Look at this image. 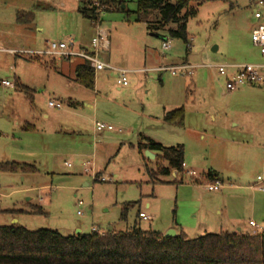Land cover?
<instances>
[{
    "label": "rangeland",
    "instance_id": "obj_1",
    "mask_svg": "<svg viewBox=\"0 0 264 264\" xmlns=\"http://www.w3.org/2000/svg\"><path fill=\"white\" fill-rule=\"evenodd\" d=\"M256 1L195 0L191 8L197 12L188 22L190 46L167 31L151 32L146 21L154 20L155 14L136 22V0H126V9L102 12L100 26L111 33L112 48L100 57L131 72L126 86L117 72L103 73L98 114L83 104V87L68 91L81 104L72 109L66 102L62 110L49 106V92L42 89L43 96L39 94L34 104L50 119L42 122L35 115L33 120L29 91L20 84L7 88L2 81L16 83L21 77L31 90L35 79L51 90L65 87L56 75L37 76L31 69L37 67V59L0 51V163L26 162L39 168L37 174L0 171V226L18 224L74 235L93 227L128 232L139 224L142 230L164 235L174 227L189 238L264 231L250 225L252 220L264 227V190L257 181L264 173V149L254 147L264 145V100L255 112L248 110L242 94L246 89L224 94L225 84L220 82L226 83L225 77L201 66L263 62L252 42ZM77 5L75 0H0V49L45 50L48 42L68 38L89 46L96 24L81 16ZM19 11L34 13L33 25L44 28L42 34L35 31L37 39L43 36L46 43L29 45L21 30L10 33L24 27L15 25ZM164 39L171 41L168 50L162 48ZM215 46L218 51H213ZM184 62L197 66L192 75L159 70ZM255 92L261 95L264 90ZM179 107H185L184 125L165 123V110ZM233 119L241 125L235 127ZM26 120L36 124V130L27 129ZM95 122L115 130L96 133ZM141 134L165 146L183 145L187 169L197 178L217 170L223 188L209 191L206 183H196L188 173L183 184L173 174L151 179L147 168H156L157 157L143 159L138 149ZM86 168L94 169L95 177ZM130 203L135 204L123 219ZM37 207L43 213L12 212ZM142 212L151 219L141 218Z\"/></svg>",
    "mask_w": 264,
    "mask_h": 264
},
{
    "label": "trees",
    "instance_id": "obj_2",
    "mask_svg": "<svg viewBox=\"0 0 264 264\" xmlns=\"http://www.w3.org/2000/svg\"><path fill=\"white\" fill-rule=\"evenodd\" d=\"M79 13L94 24L99 19L91 0H79ZM102 12L123 8L126 0H99ZM136 21L148 19L151 32L167 31L172 38L181 39L190 46L189 19L196 15L191 8L195 0H136ZM17 21L29 24L34 21L33 12L19 11ZM78 80L87 88L95 86V71L88 61L78 67ZM25 89V87H22ZM185 107L169 110L165 120L183 125ZM141 153L155 151L157 166L147 168L151 179L168 176L173 170L184 172L185 148L183 145L164 146L152 139L139 143ZM0 171L34 173L36 165L18 162L0 163ZM210 176H213L210 174ZM183 180H180L182 182ZM130 203L122 216L126 219ZM13 213H43L40 207L32 210H15ZM0 264H264V231L261 233H229L221 231L189 238L180 232L167 238L154 230H142L136 224L128 232L105 230L104 234L91 231L64 235L58 230H30L13 224L0 226Z\"/></svg>",
    "mask_w": 264,
    "mask_h": 264
},
{
    "label": "built area",
    "instance_id": "obj_3",
    "mask_svg": "<svg viewBox=\"0 0 264 264\" xmlns=\"http://www.w3.org/2000/svg\"><path fill=\"white\" fill-rule=\"evenodd\" d=\"M92 6L96 7L97 13H102V6L99 0H91ZM254 18L257 21L256 27L252 31V42L259 49L261 55L264 57V0H257L254 2ZM96 24V33L92 38L91 45L89 48H82L78 46L73 38H68L64 41H51L48 42L47 49L45 50H14L6 49L0 51H6L17 56H27L28 58H42V57H51L58 59H71V58H82L85 61H88L91 67L95 71H100L104 69H111L117 71L120 75L124 85H127V74L131 71L128 69H122L112 66L111 64L103 61L100 57L101 53L109 52L111 49L110 41V32L100 25V16L99 19L95 22ZM171 41L164 39L162 48L168 50L170 48ZM203 67H208L211 69H216L217 72L226 78L225 88L227 91L232 92L237 89L247 86V85H257L261 86L264 89V62L263 63H207L201 65ZM197 66L182 63L172 66H164L159 68V70L170 71L173 75H192ZM146 69L145 71H147ZM144 71V69H142ZM232 71V72H231ZM231 72V73H230ZM2 83L8 87H15V84L9 80H3ZM49 105L57 108L62 107V103L56 102L54 100L49 101ZM95 128L97 131H113L115 130L112 125H108L102 122H96ZM68 166H72L70 162L66 163ZM87 164H90L89 162ZM86 165V164H85ZM93 170V171H92ZM87 172H91L93 177H95L94 169L86 168ZM190 176H196L195 171H189ZM102 181H106V178L102 177ZM258 188L264 190L262 183L264 182V173L257 177ZM223 184L221 181L216 180L213 183H208L206 188L209 191H216L222 188ZM82 202H80V205ZM140 217L143 219H151L145 213H140ZM250 225L253 229L263 230V227L258 226L255 221H250ZM92 231L98 232L99 234H104L105 231L99 230L96 227L92 228ZM257 232V231H255Z\"/></svg>",
    "mask_w": 264,
    "mask_h": 264
},
{
    "label": "crops",
    "instance_id": "obj_4",
    "mask_svg": "<svg viewBox=\"0 0 264 264\" xmlns=\"http://www.w3.org/2000/svg\"><path fill=\"white\" fill-rule=\"evenodd\" d=\"M75 1L78 3V5H77V11L79 13V10L78 9L80 7V1L79 0H75ZM60 6L64 8V7H66V4L64 2H61L60 3ZM15 25H17V26L18 25L19 26L24 25V27H22L23 29H21V28L19 29V27L18 28L15 27L14 30L11 31L10 33L11 34L12 33L13 34H16L17 32H20V30H21L23 32V34L27 36L26 38H28V40L30 42L29 45H33V46H36L37 44L43 45L44 43H46V41H48L46 38L44 39L43 36L41 37L40 41H38L37 36H36L37 34L35 33V31H38V32H40V34H42L44 32V28L43 27L34 26L33 25V22L32 23H29V24H21L16 19ZM25 25H27V26H25ZM9 30L10 29H8L6 31H9ZM95 33H96V28H95ZM95 33H94V35H95ZM94 35H93V37H94ZM110 39H111V35H110ZM91 41H92V39H91ZM76 44L78 46L82 47V48H89L90 45H91V43H90L89 46H83L81 44H78L77 42H76ZM111 48H112V46H111ZM110 51H111V49H110ZM110 51L108 53H110ZM213 51H218V47L215 46L213 48ZM263 59H264V57H263ZM130 60L133 61L134 58L127 59L125 61L129 63ZM29 62L32 63V61H29ZM263 62H264V60H263ZM263 62H251V63H263ZM36 63H37V65H36L37 67L31 66V69L37 74V76H40V74H41V76H44V75L46 76L47 74H52V76L56 75L57 78H58L57 80L61 82V83H59V85L60 86L63 85L65 87V91L63 89H62V91H60V89H58V90H56V89L55 90H51L52 87L50 85H46V84L45 85H41V84H39L38 79H35L34 80V82H33L34 83V88L31 90V87L29 85H27L25 82H23L22 79H21V77H19L17 79V81H16L17 84L16 83H14V84H15V87H16V85H19L20 84L21 87H25V89L27 91H29V94L28 95H29V97L31 99V103L33 104V107H34L32 109L33 110L32 111L33 112L32 113L33 120L35 119V115L40 116V120L42 122H46V121H48L50 119V115L49 114L43 112L42 109L38 108V106L36 104H34V101H36V97L39 96V94L42 93L41 95L43 96V92H39L42 89H43V91L49 92V95H50L49 96L50 97L49 99L50 100H54L56 102L62 103V107L61 108L53 107V106H50V105L49 106L51 108H56L58 110H62L64 108V103H66V102L69 104L70 108H72V109L75 108V107H78L81 104V102L79 100H77L78 98H76L75 95L68 94L69 93L68 91H72V89H74V88L80 89V88L83 87L84 89L87 90V97H86L87 100H84V103L83 104L86 105V106H88V107H90V108L95 109V111H96L97 114L99 113L98 112L99 105H100V99H99V97L101 96L100 95L101 92L99 90L100 89V82H101L100 79L101 78H105L106 74H103V73H105L107 70H109V71H114V70H111V69H104V70H100V71H95L94 70L95 71V86H94L93 89H91V88H87L84 85H82L79 82V80H78V67H79L80 64L84 63V60L81 59V58L55 59V58H51V57H42V58H37ZM109 63H111V62H109ZM229 64H231V63H229ZM235 64H242V63H236L235 62ZM33 71H32V73H33ZM114 72H117V71H114ZM119 78L121 79L120 75H119ZM6 80H8V79H6ZM225 82H226V78H225ZM50 84H52V83L50 82ZM220 84H226V83H223V82L221 83L220 82ZM117 86H118L117 87V90H122V87L120 85H117ZM124 86H126V85H124ZM5 87L12 88V87H8V86H5ZM242 88L246 89V91H244L242 93L244 95V101H245L244 106L248 110H252L253 112H255L258 109L259 103L263 102V100H264V97L262 95L264 93H262L261 95H259V94H257L255 92V90H260V92H263L264 89L261 86H257V85H247V86L241 87V88H239L237 90L239 91ZM227 92H229V91H227L226 88L224 87L223 93L224 94L225 93L227 94ZM230 93L232 94V92H230ZM173 109H176V108H173ZM173 109H171V110H173ZM233 111H235V110L233 109ZM166 112H167V110H165L164 117H163L165 123L169 124L170 126L177 127V128H179V127H181V126L184 125V123H183V125H181V124H178V123H170V122H167L165 120V114H166ZM214 119H215V117H214ZM232 121L234 122V126L235 127H239L241 125V123H239L238 121H236L234 119ZM25 124L26 125H24V126L27 129H35L36 130V128H37V125L34 124V123H32V122H30V121H27L26 120L25 121ZM19 125H20V123H19ZM95 132L96 133H102V132H105V131H97L96 128H95ZM145 139H152V140L156 141L153 138L146 137V136H144V135L141 134V138H140V142L139 143L144 142ZM97 145H98V143H96V146ZM178 145H180V144H178ZM172 146H176V145H172ZM167 147H170V146H167ZM254 147L256 149H264V145H261V144H255ZM146 151L147 150H145V152ZM152 152L155 153L156 154V157H157L158 153L155 152V151H152ZM142 156H143V159L145 161L146 160L148 161V159L154 160L156 158L155 157L154 159H151V158H148L147 156L144 157V152L142 153ZM18 163H21V162H18ZM23 163H26V162H23ZM146 165H147V163H146ZM37 169H38V171L37 172H34V174H37L39 172V168L38 167H37ZM189 171H194V170H188L187 169V164H186V161H185V165H184V173L185 174H180L177 170H173L171 172V174L174 175V177L176 178L177 183L183 184L185 182L184 179L186 178V175H187V173ZM210 174L213 175V176H210ZM196 176H197V174H196ZM196 176H194V177H196ZM180 180H183V181L180 182ZM216 180H219V181L221 180L223 182V180L220 178L217 170H215V169H209L208 172L204 173L202 176H200V178L199 177L198 178L197 177L195 178V182L196 183H201V184H203V183H206V184L213 183ZM162 182H164V181H162ZM222 188H223V186H222ZM30 199L31 198H29L28 200H30ZM147 206H149V204ZM13 218H15V216H13ZM14 221L16 222L17 220L15 219ZM238 221H239V218H238ZM168 228H170V227H168ZM172 228H174V227H172ZM172 228H170V229H172ZM174 229H176L177 234L180 233V232H184V231L178 232V229L177 228H174ZM263 229H264V227H263ZM239 230H241L240 227H239ZM162 234H164V233H162Z\"/></svg>",
    "mask_w": 264,
    "mask_h": 264
},
{
    "label": "water",
    "instance_id": "obj_5",
    "mask_svg": "<svg viewBox=\"0 0 264 264\" xmlns=\"http://www.w3.org/2000/svg\"><path fill=\"white\" fill-rule=\"evenodd\" d=\"M123 8H126V5L124 4L123 5ZM146 156L148 157V158H151V159H154L155 157H156V154L155 153H153L152 151H150V150H147L146 151ZM113 230V228L112 227H109L108 228V231H112ZM79 233H80V231H79ZM177 235V231H176V229H170L166 234H165V237H167V238H170V237H175Z\"/></svg>",
    "mask_w": 264,
    "mask_h": 264
}]
</instances>
